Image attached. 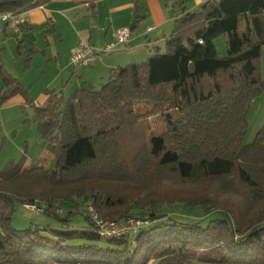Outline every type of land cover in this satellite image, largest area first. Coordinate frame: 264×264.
<instances>
[{
	"label": "trees",
	"instance_id": "16d2710c",
	"mask_svg": "<svg viewBox=\"0 0 264 264\" xmlns=\"http://www.w3.org/2000/svg\"><path fill=\"white\" fill-rule=\"evenodd\" d=\"M50 1L0 0V13ZM221 36H228L225 57L216 47ZM263 49L264 0L209 1L175 21L165 54L112 70L100 90L79 89L69 99L49 92L33 117L43 157L10 162L0 173V264H264V126L243 145L248 111L264 90ZM0 74L2 102L21 95L32 103L2 67ZM155 115L166 131L128 158L125 134ZM75 199L105 221L124 223L146 210L139 219L149 224L133 241L101 236L89 215L91 231L13 226L17 203L67 225L74 213L62 217L56 204ZM176 204L224 217L203 225L160 213Z\"/></svg>",
	"mask_w": 264,
	"mask_h": 264
},
{
	"label": "crops",
	"instance_id": "0c3cea01",
	"mask_svg": "<svg viewBox=\"0 0 264 264\" xmlns=\"http://www.w3.org/2000/svg\"><path fill=\"white\" fill-rule=\"evenodd\" d=\"M209 1L219 0H52L23 13L21 33L14 35L7 28L0 35V67L28 90L32 103L21 95L2 102L0 74L1 126L23 110L45 106L49 92L69 99L79 89L100 90L112 70L148 60L166 46L177 19ZM123 28L131 31L127 46L99 56L88 67L71 64L81 41L103 50Z\"/></svg>",
	"mask_w": 264,
	"mask_h": 264
},
{
	"label": "rangeland",
	"instance_id": "374dc122",
	"mask_svg": "<svg viewBox=\"0 0 264 264\" xmlns=\"http://www.w3.org/2000/svg\"><path fill=\"white\" fill-rule=\"evenodd\" d=\"M246 21L241 19L239 24V33L243 34L246 30ZM193 30L187 31L184 36H191ZM228 36H221L216 41V47L219 55L225 57L227 53L226 43ZM162 49L156 50L159 54L166 53V46H162ZM154 52L152 53V55ZM101 56H109L108 54H102ZM126 66V65H125ZM259 72L261 80L264 82V49L263 55L259 61ZM107 82V81H106ZM101 84L95 86L99 89ZM67 96V95H66ZM68 98V97H67ZM66 99V98H65ZM34 109L28 108L27 111L23 110L18 115H13L5 122V127L0 124V173L5 170L8 163H18L24 160L26 164L39 160L44 155L46 143L40 136L37 124L33 121ZM248 130L246 137L243 141V145L247 146L254 142L258 131L264 126V90L251 104L247 114ZM166 131V123L162 116H152L143 118L137 122L136 129L134 128L132 133L129 131L122 139L124 152L127 157L132 159L134 156L139 155L142 151H146L150 146V140L153 137L160 136ZM56 160L50 161L48 168H54ZM38 205H43L38 203ZM60 216H65V212H73L74 215L71 221L67 225H62L61 222L54 218H51L42 211L39 213L37 210L25 207L23 204L17 203L15 206V213L13 216V226L17 230H24L29 227L39 226L42 229L50 230H68V231H91L92 226L87 221L86 216L91 212H96L94 207L90 203L84 201V199H75L69 203H58ZM39 207V206H37ZM160 213L171 214L172 218L182 223L193 224L202 221L203 225H206L211 219H221L224 216L222 214H212L201 210L200 208H194L192 210L184 208L180 204L173 205L171 207L161 206ZM43 210V209H42ZM135 212L134 218H142L148 215V211ZM142 213H145L144 215ZM139 214V215H136ZM100 217V216H99ZM192 264H202L194 262Z\"/></svg>",
	"mask_w": 264,
	"mask_h": 264
},
{
	"label": "built area",
	"instance_id": "2783aa9c",
	"mask_svg": "<svg viewBox=\"0 0 264 264\" xmlns=\"http://www.w3.org/2000/svg\"><path fill=\"white\" fill-rule=\"evenodd\" d=\"M23 13L18 12H4L0 13V35L9 28L12 34L17 35L21 33L25 26L26 20L23 18ZM131 37V31L128 28L118 30L114 41L109 43L103 50L96 49L95 47L81 41L77 50L71 57V64L73 66H90L102 54H112L120 46L125 47L128 45ZM28 208L37 210L42 213V209L37 206H27ZM91 221L96 225L98 232L103 237H126L133 241L139 231L148 225V221L139 218H129L124 223L114 221H105L101 219L96 213L89 214Z\"/></svg>",
	"mask_w": 264,
	"mask_h": 264
}]
</instances>
